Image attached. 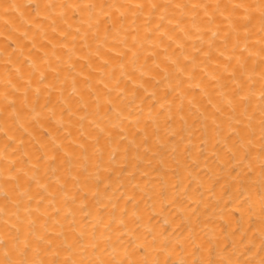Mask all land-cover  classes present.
<instances>
[{
    "label": "bare ground",
    "instance_id": "obj_1",
    "mask_svg": "<svg viewBox=\"0 0 264 264\" xmlns=\"http://www.w3.org/2000/svg\"><path fill=\"white\" fill-rule=\"evenodd\" d=\"M5 250L264 264V0H0Z\"/></svg>",
    "mask_w": 264,
    "mask_h": 264
},
{
    "label": "snow or ice",
    "instance_id": "obj_2",
    "mask_svg": "<svg viewBox=\"0 0 264 264\" xmlns=\"http://www.w3.org/2000/svg\"><path fill=\"white\" fill-rule=\"evenodd\" d=\"M6 247H7V246H6ZM14 254H15V252H13V255H14ZM4 264H13V262H12V261H8V260H5V261H4ZM19 264H29V262H28L27 260H23V261H20ZM55 264H62V262H60V261H56ZM123 264H128V261L125 260V261L123 262Z\"/></svg>",
    "mask_w": 264,
    "mask_h": 264
},
{
    "label": "clouds",
    "instance_id": "obj_3",
    "mask_svg": "<svg viewBox=\"0 0 264 264\" xmlns=\"http://www.w3.org/2000/svg\"><path fill=\"white\" fill-rule=\"evenodd\" d=\"M3 255H4L5 259L3 261H0V264H4L5 260L12 261L14 264L13 257L11 255H9L7 250L4 251Z\"/></svg>",
    "mask_w": 264,
    "mask_h": 264
}]
</instances>
